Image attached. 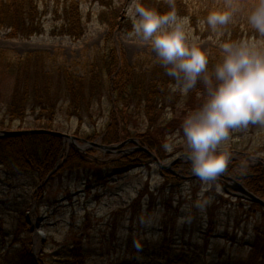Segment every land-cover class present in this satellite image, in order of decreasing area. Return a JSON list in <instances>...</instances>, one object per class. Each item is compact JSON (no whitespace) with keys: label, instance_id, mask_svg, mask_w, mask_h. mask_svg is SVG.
Segmentation results:
<instances>
[{"label":"trees","instance_id":"1","mask_svg":"<svg viewBox=\"0 0 264 264\" xmlns=\"http://www.w3.org/2000/svg\"><path fill=\"white\" fill-rule=\"evenodd\" d=\"M126 1L0 0V33H4L7 38H29L44 33L46 29L42 17L50 13L53 19V28L50 30L52 35L78 40L86 32L91 18L90 10H94L92 7L95 4L100 6L97 8L96 18L106 27L101 48L97 49L90 59L81 63L80 73L58 63L55 55H50L44 50L26 52L16 59L9 58L5 51H1L0 79L11 78L8 95L0 103L1 129H10L15 124L21 127L28 116H31L37 122V128L69 132L67 124L56 123L57 113L61 111L66 120L76 118V129L73 133L78 137L84 122L94 120L93 114L102 115L106 111L108 120L104 130L84 135V138L92 141L102 135L103 144H115L135 135L142 145L163 159L164 152L160 149L168 141L167 136L180 124L178 108L181 104H189L207 85L203 79L204 75L210 76L212 81L216 78L215 66L222 61L224 53L217 49L211 50L215 53L208 54L206 73H202L195 86L187 90L183 88V79L178 80L170 75L160 58L154 60L149 68H144L139 59L134 65L128 64L124 50L121 48L118 54L112 41L117 30L129 32L132 29V20L125 17L123 12ZM256 2L257 0H222L219 8H212L205 4L195 6L189 0H142L147 7L160 12H166L174 6L178 16L186 17L189 26L201 37L215 34V28L206 21L210 10L235 9L229 22L220 25L218 30L219 33L227 34L225 41H233L237 36L261 35L264 42V34L259 33L248 21V15ZM82 5H88L90 9L84 11ZM242 15L246 16L245 19ZM105 95L108 104L104 107L102 99ZM189 106L195 108L194 105ZM187 109L188 107L185 108ZM136 117L143 119L144 127L139 128L142 132L132 134L134 132L129 130V126L139 119ZM182 125L183 122L179 127L181 131ZM66 147L62 137L45 132L0 137V175L5 176L4 185L22 186L26 181L27 186L33 187L31 200L26 201L25 205L18 204L22 208V215L16 213L14 241L6 250H2L6 255H10L11 261L7 264H86L87 259L96 253L97 256H105L112 248L123 247L114 243L116 233L123 222L128 223L124 254L112 258L108 264H142V260L150 255L167 262L169 255L173 253L171 247L177 246L176 242L170 240V231H174V227L178 225L180 205L184 201L178 199L180 196L172 185H167L170 178L180 179L169 171L163 172L166 179L164 184L154 189L145 185L126 205L110 212L104 223L101 238L97 241L100 244L109 241L106 253L102 247L99 251L96 249V252L92 248L95 237H98L92 235L90 213L85 214L78 229L71 227L68 230L59 246L40 255L33 252L30 237L32 228L25 212L31 207L33 200L37 203L36 211H39V201H42L46 194V183H43V180ZM68 149L66 159L54 175L48 178V182L62 173L81 174L83 170L97 163L85 174V190L90 189L93 184L106 183V175L101 169L109 160L99 163L98 158L93 156L94 148L81 151L74 144H70ZM140 157L149 159L146 153L135 151L126 155L120 154L115 162L117 161V165H120L119 162L135 163ZM99 165L103 166L97 169ZM173 168L185 176L192 172L190 160L181 159ZM223 175L242 182L254 193L264 197V166H243L230 158ZM28 176L31 177L29 180ZM157 211L161 213V236L155 243L150 244L143 234L149 218ZM192 211L193 208L191 213ZM206 217L207 230L203 237L208 245L214 231L215 219L209 209L206 211ZM4 245H7L5 240L0 243V250ZM177 251L179 256H183V250ZM249 255L251 257L248 261L238 264H255L257 259L264 257L263 224L255 228V242ZM261 262L263 263L264 259Z\"/></svg>","mask_w":264,"mask_h":264},{"label":"rangeland","instance_id":"2","mask_svg":"<svg viewBox=\"0 0 264 264\" xmlns=\"http://www.w3.org/2000/svg\"><path fill=\"white\" fill-rule=\"evenodd\" d=\"M189 1L195 6L205 4L210 5L212 8H219L222 0ZM199 1L200 3H198ZM134 3L135 0H127L126 7L123 10L125 17H129L130 20L132 18L129 10ZM82 7L84 11L90 9L88 5H82ZM92 8L94 10H90L91 18L87 24L86 32L78 40L71 39L68 36L52 35L50 30L53 28V19L52 15L48 13L42 17L46 29L42 34L33 35L29 38H7L4 33H0V52L5 51L9 58L16 59L26 52L44 50L50 55H55L58 63H62L73 71L80 73L81 63L85 59H90L94 52L101 48L106 32L105 25L96 18L97 8H100L99 4H95ZM245 17L242 15V18L245 19ZM219 28L220 25L214 29L215 34L212 36L201 37L196 35L187 24L188 42L189 44L199 45L208 54L213 53L214 51L211 50L215 49L224 53L222 44L225 42L227 34L219 33ZM112 41L118 50V54L121 48L124 50L126 61L130 65H134L139 59L144 68H149L154 60L159 58L151 44L143 42L139 36L132 35V29L129 32L116 31ZM233 41H254L260 48L264 49L261 35L256 37L237 36ZM9 81H11L10 77L0 79V103L8 95L10 90ZM218 82L215 78L212 85L214 86ZM208 87V85L203 87L198 95L191 99L189 104H185L188 107L187 110H185L186 107L183 108L185 105H180L178 108L180 124L190 111L199 108L205 102L208 96ZM102 103L104 107L107 106L108 99L106 95L103 97ZM189 105H194L195 108L193 109ZM57 115L56 123L67 124V128L70 129L67 133L75 136L73 132L76 129V118H67L68 120H66L61 111H58ZM136 118L139 119L129 126V130L134 132L132 134L143 131L139 130V128L144 127L143 119L141 117ZM93 119L84 122L76 139L83 146L95 149L93 156L98 158L99 163L109 160L108 164H105L101 169L106 175L107 181L100 185L93 184L90 189L85 190V174L97 163L83 170L81 174L76 172L72 174L62 173L55 176L50 182L47 180L54 174L45 177L43 183H46V194L42 201H39L38 214L34 215L37 222L35 226L37 231L30 236L34 243L35 254L40 255L44 251H51L59 246L71 227L75 230L78 229L86 213L92 215V222L89 221L93 224L91 232L92 235L98 237H95V244L92 248L96 252V249L99 251V248L102 247L103 252L106 253V248L110 244L109 241L107 240L102 244L97 243V241L101 238V232L105 228L104 223L110 212L126 205L145 185L154 189L165 183L166 179L163 177V172L169 170L167 167H160L158 162L164 165L170 163L169 168L174 165V163H171L172 161L169 162L170 160L174 158L186 159L185 156L180 154L190 152L184 133L181 132L180 124H178L174 132L167 136L168 141L160 149L164 152L163 159L159 158L158 161L153 160L151 156H149V159L140 157L138 162L127 164L119 162L120 165H117L115 159L120 153H108L97 145H88L81 140L87 139L84 138V135L103 131L108 120V114L106 111L102 115L93 114ZM28 123H32V126ZM35 128H37V122L33 117L28 116L27 121L21 127L15 124L10 129L29 130ZM64 133L66 132L64 131ZM101 137L102 135L97 136L93 141L99 143ZM134 137L136 136L134 135ZM68 144L69 141H66L67 147L71 143ZM131 145V143H128L125 147ZM165 145H168V147L166 148ZM67 147L60 155L61 160L57 163H61L66 159L69 150ZM222 149H227L232 157L237 159V162L242 163L243 166H264V123H249L246 127L240 126L231 129L227 142L218 146L217 151ZM151 153L156 156L155 152L151 151ZM102 166H97V169ZM169 172L171 173V171ZM4 178V174L0 175V243L5 240L6 244L10 245L15 238L16 213L19 216L22 215V208L18 204L25 205L26 201L31 200L33 187L27 186L26 181L22 186H5ZM30 178L28 176V180ZM169 181H166L167 185H172L176 194L180 196L178 199L184 200L180 205L178 225L174 227V231H170V240L176 242L175 245L179 247H171L173 253L169 255L167 262L150 255L144 259L142 258V264H238L248 261V258L251 257L249 255L251 246L255 242V228L258 225H264V207L254 205L251 201L239 196L234 197L231 194H226L217 183L203 181L199 177L179 180L170 178ZM207 209L212 212L215 219L214 231L211 233L212 238L208 245L203 237L207 230ZM29 216L30 214H28ZM160 216L161 213L158 211L153 213L144 230L143 236L147 238L150 244L155 243L161 236ZM32 222L35 223L33 218ZM126 228H128V223L123 222L116 233V240H114V243L120 246L123 245V247L112 248L110 253L105 256H97L96 253L95 256L87 259L86 264H108L112 258H116L118 255L122 256L124 254V243L127 239ZM183 246L184 249H182ZM177 250H183V256H179ZM0 254V264H7L9 260L11 261L10 255H6L1 250ZM263 259L264 257L257 259L255 264H264V262H261Z\"/></svg>","mask_w":264,"mask_h":264},{"label":"clouds","instance_id":"3","mask_svg":"<svg viewBox=\"0 0 264 264\" xmlns=\"http://www.w3.org/2000/svg\"><path fill=\"white\" fill-rule=\"evenodd\" d=\"M129 11L132 35L151 44L168 73L183 79L184 90L194 87L207 71L208 53L197 44H189L188 19L178 16L174 6L160 12L142 0H135ZM234 11L210 10L206 21L216 28L227 24ZM248 21L264 34V0H257ZM222 48L223 59L215 66L219 82L213 86L211 77L203 76L209 86L207 99L185 116L182 125L192 172L203 181H214L226 171L232 154L217 148L227 142L231 129L264 123V49L254 41H225Z\"/></svg>","mask_w":264,"mask_h":264},{"label":"water","instance_id":"4","mask_svg":"<svg viewBox=\"0 0 264 264\" xmlns=\"http://www.w3.org/2000/svg\"><path fill=\"white\" fill-rule=\"evenodd\" d=\"M33 132H45V133H50V134H54L60 137H63L64 141L67 140L69 142H73L80 150H84L85 147L87 148V146H83V144H78L77 143V139L75 136L70 135V134H66L64 132H59V131H55V130H47V129H29V130H6L0 129V137L3 136H13V135H18V134H23V133H33ZM85 144L88 145H97L99 148H101L102 150L109 152V153H116L119 151H125V152H130L134 149H139L142 150L144 152H146L149 156H151V158L153 160H158L157 156H155L153 153H151L148 149H146L145 147L139 145L138 141L134 138H129L119 144H112V145H104L101 144L100 142L97 143L95 141H87L85 139H81ZM127 143H132L134 144V146L132 148H127V149H121L122 146H124ZM185 154H183L182 156H184ZM179 158H175L174 160H172L171 163H175L176 161H178ZM159 161V160H158ZM160 167H168L170 165H164L160 162H158ZM216 180H218L223 186H231L233 189L241 192V195L249 200H251L252 202L255 203H259L260 205L264 206V198H261L260 196L254 194L252 191L248 190L243 184L237 182L236 180H232L230 179V181H225L222 180L220 178H217Z\"/></svg>","mask_w":264,"mask_h":264},{"label":"bare ground","instance_id":"5","mask_svg":"<svg viewBox=\"0 0 264 264\" xmlns=\"http://www.w3.org/2000/svg\"><path fill=\"white\" fill-rule=\"evenodd\" d=\"M117 31H119V30H117ZM66 134H68V133L66 132Z\"/></svg>","mask_w":264,"mask_h":264}]
</instances>
